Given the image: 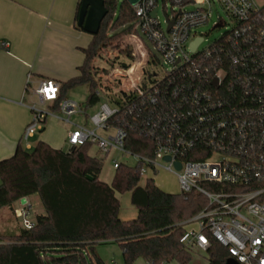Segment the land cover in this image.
<instances>
[{
  "label": "built area",
  "instance_id": "built-area-1",
  "mask_svg": "<svg viewBox=\"0 0 264 264\" xmlns=\"http://www.w3.org/2000/svg\"><path fill=\"white\" fill-rule=\"evenodd\" d=\"M213 1L164 0L166 26L158 15L159 0L133 4L134 32L140 41L134 62L137 74L124 69L106 79L116 86L100 83L107 94L124 95L114 106L101 105L91 117L95 129L71 120L84 112L76 100H61L62 116H57L51 106L60 98L61 84L43 79L34 85L29 75L26 93L37 100L30 106L32 118L23 139L30 149L29 139L45 128L49 116H57L74 125L68 133L70 148L95 143L103 153L132 154L146 180H153L161 169L174 172L186 198L193 191L207 198L205 208L183 223L180 241L207 252L215 240L240 264H264V4L218 0L233 26L200 50L204 36L195 29L212 18ZM141 39L152 46L146 47ZM151 64L165 67V75H148ZM97 94L101 95L99 89ZM112 128L106 136L97 133ZM133 131L150 141L146 153L127 147ZM121 164L114 161V168ZM15 215L25 228L36 226L28 199Z\"/></svg>",
  "mask_w": 264,
  "mask_h": 264
},
{
  "label": "trees",
  "instance_id": "trees-1",
  "mask_svg": "<svg viewBox=\"0 0 264 264\" xmlns=\"http://www.w3.org/2000/svg\"><path fill=\"white\" fill-rule=\"evenodd\" d=\"M119 1L105 0L108 14L84 49L86 57L80 66L81 73L61 85L60 98L52 109H59L69 89L84 84L90 86L88 104L100 100L94 60L120 35L134 30L137 22L130 1ZM80 6L81 0L77 21ZM110 22L122 30H114ZM134 59L131 48L122 50L115 61L123 69L116 67L112 76L125 73L124 69H129ZM154 61L152 57L151 63ZM133 71L136 76V69ZM123 95L109 94V97L119 103ZM149 143L138 132L129 133L127 147L133 152L146 153ZM90 145L66 151L40 140L30 149L19 144L11 157L0 160V208L8 207L16 216L14 203L35 194L44 208L35 216V227L25 228L19 221L14 227L0 230V264H117L106 262L97 253V245L110 242L121 246L124 264H137L140 258L147 264L172 261L190 264L192 249L180 241L186 229L183 223L205 208L207 198L196 191L187 193V198L184 193L164 191L152 179L142 185L136 167L124 163L116 169L111 183L104 182L99 177L104 158L91 155ZM127 191L131 192L138 215L124 220L119 216L117 195ZM207 253L208 264H226L231 258L227 248L215 240Z\"/></svg>",
  "mask_w": 264,
  "mask_h": 264
},
{
  "label": "crops",
  "instance_id": "crops-1",
  "mask_svg": "<svg viewBox=\"0 0 264 264\" xmlns=\"http://www.w3.org/2000/svg\"><path fill=\"white\" fill-rule=\"evenodd\" d=\"M79 2L0 0V160L11 157L19 144L26 146L23 133L32 118L30 106L37 100L26 93L28 76H32L34 85L43 79L62 85L80 75L84 49L94 35L78 26ZM57 116L50 121L47 118L45 128L29 139L31 147L43 140L64 149L74 125ZM20 203H14L15 209ZM6 210L10 209L0 208V217ZM9 223L8 219L0 220L2 228H10L6 226ZM143 262L147 263L140 258L137 264ZM176 262L167 264H179Z\"/></svg>",
  "mask_w": 264,
  "mask_h": 264
},
{
  "label": "rangeland",
  "instance_id": "rangeland-1",
  "mask_svg": "<svg viewBox=\"0 0 264 264\" xmlns=\"http://www.w3.org/2000/svg\"><path fill=\"white\" fill-rule=\"evenodd\" d=\"M119 2H121V0ZM257 2L260 5L264 4V0H257ZM166 8H168V11L171 12V7L169 4L166 5ZM164 11H165L164 0H159L158 15L161 21L163 22V25L166 26ZM211 11H212V18L210 19V21L207 24L201 25L195 29L197 34H201L204 36V41L199 46L200 50L204 49L213 41L220 38L223 35V33L231 29L233 26V22L231 18L229 17L224 7L221 5V3L218 0L213 1ZM221 21H224L225 24L223 26L215 27V25ZM111 23L112 22H110V26H112ZM116 29L118 31L122 30L120 27L117 26L114 28V30ZM141 40L146 47L150 48L152 46L148 41L144 39ZM139 42L140 41L137 37V34L134 32V30H131L129 33L120 35V37L116 39L112 44L103 48L100 51V55L94 60L93 63L94 64L93 69L100 83L104 84V82H106L105 84L116 86L115 82L108 80L106 81V79L108 76H112L113 71L116 69V67H120L123 69L121 63L119 61H115L118 54L126 48H131L134 58L136 59L137 58L136 55L138 56V53L136 52V46L138 45ZM135 59L131 63L129 67L130 69L135 68V64H134ZM154 72H156L157 77L161 78L165 75L166 70L165 67L161 65H153V64L146 68V73L148 75L149 73L153 74ZM99 90L101 91L100 100L93 105L88 104V98L90 95V86L88 84L79 85L67 91L66 93L67 98L78 101L84 111L83 113L73 115L71 117V120L73 122L84 124L89 129H95L96 127L92 122L91 117L94 116L99 111L101 105L105 102H108L110 105L114 106V103L110 99L109 94H107V92L105 91V87L100 85ZM114 93L115 95L120 94V92H114ZM45 107L46 109L49 108L48 105H46ZM52 110L57 115L62 116L59 109L54 110L51 108V111ZM52 118H53L52 116H49L48 120L50 121ZM59 125L61 126L63 125V123L60 122ZM113 132L114 129L112 128L109 131L98 130L97 133L99 135L106 136L107 134ZM69 148L70 145L66 143L64 145V150L67 151L69 150ZM89 153L93 156L104 158L102 171L99 177L102 181L107 183L112 182L116 172V169L114 168V161H119L128 165H134L136 163V158L132 154L122 153L117 150H111V152L108 154L103 153L99 150V148L95 143H91L89 147ZM152 177L155 185L161 188L162 190L175 194H179L181 192L178 176L174 172L166 169H161L160 171L152 175ZM145 183H146V178H142L141 184L145 185ZM117 196L120 200V212H119L120 218L124 220L136 218L138 215V209L131 202V192L127 191L124 193H118ZM29 202L32 204V211L35 215L41 213L44 210L41 199L37 194L30 196ZM2 216L3 217H0V220L1 218H4L10 221V223L6 225L9 227H14L20 224L21 222L20 219L14 217V213H12L11 210H6ZM13 218H15V220ZM193 226L196 227V224H193ZM3 229L5 228H2L0 226V230ZM191 252L193 254V257L190 264L209 263V255L207 252H204L198 248H193ZM97 253L100 255L101 258H103L108 263L115 261L117 264H124L123 250L118 243L110 242V243L99 244L97 245ZM143 264H147V263L143 262ZM226 264H235L234 259L229 258Z\"/></svg>",
  "mask_w": 264,
  "mask_h": 264
},
{
  "label": "water",
  "instance_id": "water-1",
  "mask_svg": "<svg viewBox=\"0 0 264 264\" xmlns=\"http://www.w3.org/2000/svg\"><path fill=\"white\" fill-rule=\"evenodd\" d=\"M130 3L133 5L138 0H129ZM157 8L153 11V15H156ZM108 14V9L105 5V0H81V6L79 10V16H78V26L80 28H83L85 31L96 35L101 27L102 21L105 18V16ZM164 16L168 20V15L164 13ZM170 25L173 24V20H169ZM170 27V26H169ZM196 44H194L195 46ZM167 160L170 159V157H166ZM176 166L178 168L181 167L180 162H176ZM91 180H94V177L89 176ZM27 198H22L21 202L24 203ZM235 264H240L236 260H234Z\"/></svg>",
  "mask_w": 264,
  "mask_h": 264
}]
</instances>
